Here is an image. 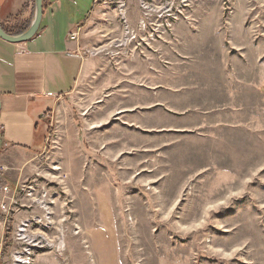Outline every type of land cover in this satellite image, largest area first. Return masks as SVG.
<instances>
[{"label": "rangeland", "instance_id": "1", "mask_svg": "<svg viewBox=\"0 0 264 264\" xmlns=\"http://www.w3.org/2000/svg\"><path fill=\"white\" fill-rule=\"evenodd\" d=\"M124 1L44 151L1 160L0 264L18 229L27 264H264V0Z\"/></svg>", "mask_w": 264, "mask_h": 264}, {"label": "crops", "instance_id": "2", "mask_svg": "<svg viewBox=\"0 0 264 264\" xmlns=\"http://www.w3.org/2000/svg\"><path fill=\"white\" fill-rule=\"evenodd\" d=\"M98 2L46 0L33 38L18 44L0 38V166L4 169L15 167L1 165V160L8 162L5 157L10 159L6 152L37 155L44 151L50 111L94 67L75 53L94 44ZM33 15L34 0H0L4 26L31 23ZM1 237L0 221V241Z\"/></svg>", "mask_w": 264, "mask_h": 264}, {"label": "built area", "instance_id": "3", "mask_svg": "<svg viewBox=\"0 0 264 264\" xmlns=\"http://www.w3.org/2000/svg\"><path fill=\"white\" fill-rule=\"evenodd\" d=\"M116 3L117 4V8L119 9V11H123L124 7H125V1L124 0H105V3ZM122 19L125 20V16L124 14H122ZM96 51H98L97 48H92L90 50H84V51H80L78 50V52L75 53V56L83 58L84 54H89L92 55L96 53ZM16 190H11L10 188H8L7 186L2 185L0 187V210L5 214L8 215L10 213V211H15V206L17 204L16 201ZM21 233L18 229V234ZM20 235V234H19ZM18 235V236H19ZM19 240V237H18ZM40 242V240H38ZM19 243L20 240H19ZM22 246V249L18 252V254L16 256H14V259L17 258V256H22L21 260H23V264H27L26 260H29V255L32 254V251H28V249H25V247ZM40 246V245H39ZM25 249V250H24ZM15 262V260H14ZM14 264V263H13Z\"/></svg>", "mask_w": 264, "mask_h": 264}, {"label": "water", "instance_id": "4", "mask_svg": "<svg viewBox=\"0 0 264 264\" xmlns=\"http://www.w3.org/2000/svg\"><path fill=\"white\" fill-rule=\"evenodd\" d=\"M42 2L43 0H34L33 19L26 31H24L22 34L15 35V36L8 35L3 31L1 24H0V38L12 44L24 43L30 40L31 38H33L39 28L41 17L43 15Z\"/></svg>", "mask_w": 264, "mask_h": 264}, {"label": "bare ground", "instance_id": "5", "mask_svg": "<svg viewBox=\"0 0 264 264\" xmlns=\"http://www.w3.org/2000/svg\"><path fill=\"white\" fill-rule=\"evenodd\" d=\"M97 53H98V51H96L95 54H97ZM1 186L2 185H0V187ZM20 230L23 231V228H21ZM20 235H22V236H20ZM20 235H19V237L22 239L21 241H22V243H24V245H25L24 247H25V249H28V251L29 250L32 251L35 248L43 247L41 241L39 242L38 240H36L35 242H31L30 238L28 237V235L25 236V235H23L21 233H20ZM21 258H22V256H17V258L14 259L15 260L14 264H23V260H21Z\"/></svg>", "mask_w": 264, "mask_h": 264}, {"label": "trees", "instance_id": "6", "mask_svg": "<svg viewBox=\"0 0 264 264\" xmlns=\"http://www.w3.org/2000/svg\"><path fill=\"white\" fill-rule=\"evenodd\" d=\"M42 4H43V9H44L46 6V0H43ZM29 25L30 23L27 22V23H17L11 27L10 26L7 27L1 24V27L6 34L15 36V35L22 34L24 31H26Z\"/></svg>", "mask_w": 264, "mask_h": 264}]
</instances>
